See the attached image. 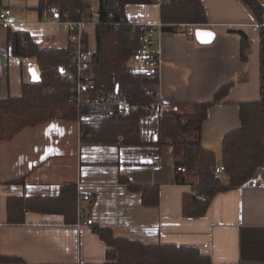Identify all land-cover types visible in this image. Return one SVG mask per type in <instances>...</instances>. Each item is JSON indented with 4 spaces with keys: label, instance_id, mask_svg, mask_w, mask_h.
Wrapping results in <instances>:
<instances>
[{
    "label": "crops",
    "instance_id": "obj_1",
    "mask_svg": "<svg viewBox=\"0 0 264 264\" xmlns=\"http://www.w3.org/2000/svg\"><path fill=\"white\" fill-rule=\"evenodd\" d=\"M86 1L91 11L99 7V0ZM202 1L208 17L203 26L215 32L209 43L199 42L182 27L164 24L156 2L126 6L132 24H153L161 61L163 104L158 113L139 117L141 143H80L77 121L60 119L40 123L41 130L40 124L27 126L0 141V252L23 259L13 264L103 263L108 246L94 225L145 244L194 246L209 255L212 264H264V184L248 180L219 191L203 215H186L184 194L191 193V184L177 182L178 157L173 146L158 142L163 111L191 112L193 104L214 101L217 90L227 85V93L210 106L201 133L202 144L220 162L223 136L240 126V103L261 95L264 10L258 21L243 0ZM259 1L264 8V0ZM38 5L39 0H0V13L7 15L0 18L3 97L20 95L22 83L32 81L30 62L41 71L33 57L13 54L8 29L29 33L41 48L68 47V31ZM85 35L86 56L92 58L97 50L96 27L87 26ZM243 39L248 45L246 57L241 52ZM129 64L142 70L146 60L137 53ZM144 158L150 161L142 162ZM262 171L259 167L254 175ZM121 174L132 183L157 187L158 202L144 203L140 190L119 181ZM67 181H76L78 192L85 194L77 199L75 223H65L60 213L31 209L24 222H8L9 196L52 195ZM79 212L93 223L77 225Z\"/></svg>",
    "mask_w": 264,
    "mask_h": 264
},
{
    "label": "trees",
    "instance_id": "obj_2",
    "mask_svg": "<svg viewBox=\"0 0 264 264\" xmlns=\"http://www.w3.org/2000/svg\"><path fill=\"white\" fill-rule=\"evenodd\" d=\"M99 21L96 24L97 50L92 63L94 77L102 98L93 96L89 103L76 108L69 101L73 82L65 78L60 68L74 70L75 64L69 47L41 48L29 33L8 29V40L15 55L33 57L42 71L39 81L23 82L18 96L0 94V140L12 138L27 126L43 122L77 120L80 114L99 116L104 111L100 102L105 100L112 109V116L90 122L92 140L99 143H114L123 137L122 144H139V117L144 114L134 110L123 114L112 101L116 94L125 97L132 104L152 99L146 91L154 84L143 72L131 66V57L140 54L143 30L132 24L126 15L127 4H148L154 0H99ZM254 12L258 21L263 19V5L259 0H243ZM53 7L58 18L79 20L89 16L91 8L86 0H39L38 8ZM68 16H64V13ZM113 12L110 17L109 13ZM125 19L117 25L116 21ZM160 19L164 24L208 21L202 0H165L160 4ZM170 26H166L168 29ZM87 41L86 35L84 37ZM247 41H242V56L246 57ZM261 46L263 44L261 43ZM261 95L257 100L240 103V126L227 132L222 139V157L219 162L215 152L202 144L203 122L210 106L220 101L228 86H221L214 95V101L193 104L190 112L163 111L159 116V145H171L178 157L177 165L186 167L185 174L177 172V182H189L191 193L184 194L183 212L189 216L203 215L212 197L219 191L238 187L250 180L259 167L264 176V53L261 50ZM222 163L228 180L215 175V167ZM177 170V169H176ZM187 178H190L187 181ZM121 183L140 190L144 203H157L159 190L149 185L132 183L124 175ZM228 181V182H227ZM79 184L67 181L52 195H12L7 198L8 222L22 223L28 210L60 213L65 223L77 221V199ZM94 231L106 242V260L99 264H212L209 255L194 246L172 243L145 244L114 235L112 229L100 225ZM22 258L0 252V264H13ZM83 264V263H82ZM89 264V263H86Z\"/></svg>",
    "mask_w": 264,
    "mask_h": 264
},
{
    "label": "built area",
    "instance_id": "obj_3",
    "mask_svg": "<svg viewBox=\"0 0 264 264\" xmlns=\"http://www.w3.org/2000/svg\"><path fill=\"white\" fill-rule=\"evenodd\" d=\"M159 5L165 0H154ZM48 12L57 17L62 27L65 28L69 33V51L72 56V61L75 64L74 70L69 68L61 67L60 72L65 77L73 82V87L69 95V101L73 104L74 107L81 108L85 103H89L93 96L102 98L103 90L99 89L94 77L93 71V63L92 58L86 56V42L84 40L85 37V29L87 26L96 24L99 21V10L98 8L91 11L89 16H83L79 20H72L70 18H58L56 16L55 8H48ZM64 16H68V13H64ZM110 17L114 14L113 12L109 13ZM7 17L5 12L0 13V18ZM125 19H121L120 21H116V24L119 25L121 22H124ZM140 29L143 30L142 36V44L140 47V54L145 58L146 64L143 68V72L147 75L149 79L154 81V84L149 87L146 93L152 97L149 101L132 104L125 97H122L120 94H116L114 96V100L112 103L115 106H118L120 111L125 115L129 114L134 110H140L144 114L150 113H158L163 104L162 97L160 94V55L157 49L156 44V36L154 32L153 24L149 22H141L136 23ZM176 26L182 27L186 30L189 36L195 37L196 28L199 26H203L204 24L201 22H180L174 24ZM42 73V71H39ZM101 108L104 111L99 116H85L80 114L77 118V124L79 125L78 137L79 142H91L92 141V132L90 130V122L103 120L104 118H108V116H112V109L109 107V104L102 100L100 102ZM123 137L120 136L119 143H122ZM177 171L185 174L187 172L186 167L182 164L177 165ZM225 173V166L222 163H219L215 167V175L217 177L222 176ZM249 181H252L257 184H264V176L261 172L260 174L254 175ZM85 194L78 193V198H84ZM78 223L80 225L82 221L87 224H92L93 219L89 217L85 212H79L78 214Z\"/></svg>",
    "mask_w": 264,
    "mask_h": 264
},
{
    "label": "water",
    "instance_id": "obj_4",
    "mask_svg": "<svg viewBox=\"0 0 264 264\" xmlns=\"http://www.w3.org/2000/svg\"><path fill=\"white\" fill-rule=\"evenodd\" d=\"M195 37L199 42L209 43L212 42L215 38V32L207 27L199 26L196 28ZM28 70L31 74L32 81H39L41 79V75L38 71V68L32 62L29 63ZM149 158L142 159V162H149Z\"/></svg>",
    "mask_w": 264,
    "mask_h": 264
},
{
    "label": "rangeland",
    "instance_id": "obj_5",
    "mask_svg": "<svg viewBox=\"0 0 264 264\" xmlns=\"http://www.w3.org/2000/svg\"><path fill=\"white\" fill-rule=\"evenodd\" d=\"M155 2V1H154ZM156 4H158L159 5V3H156ZM130 5H132V4H130ZM129 6V5H128ZM39 130H41L42 128H43V125L42 124H40L39 125V127H37ZM5 140H7V139H4V140H0V141H5ZM93 141V140H92ZM263 172V171H262ZM221 178H222V180H224V181H226V180H228V175L227 174H222V176H221ZM228 182V181H227ZM79 193V192H78ZM81 194H83L82 192H81ZM78 196V195H77Z\"/></svg>",
    "mask_w": 264,
    "mask_h": 264
}]
</instances>
